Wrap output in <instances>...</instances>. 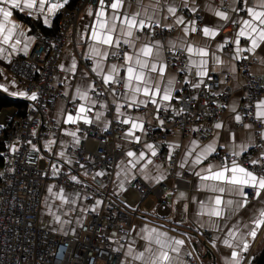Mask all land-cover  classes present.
I'll return each instance as SVG.
<instances>
[{
    "label": "crops",
    "instance_id": "1",
    "mask_svg": "<svg viewBox=\"0 0 264 264\" xmlns=\"http://www.w3.org/2000/svg\"><path fill=\"white\" fill-rule=\"evenodd\" d=\"M48 2L54 3L57 2V0H46V3ZM185 3L188 5L187 8L184 7ZM237 3H240L242 9L244 8V4L241 0H123L122 6L119 10L121 17H123L124 13L129 15L138 13L140 18H143L146 21L148 17H152L154 21H158L161 25H171V28H174L172 35L164 40H160L154 36L153 29L155 28V25L148 30L136 31L135 36L132 38L134 39L136 49H139L144 44H154L156 41H159L158 46L162 49L163 53L164 46H171L172 44L177 46L182 44H192L197 47L206 46L210 53L209 63L207 65L210 72L218 73L223 80L222 84L230 85L235 90V93L226 104V112L223 120L220 122L222 128H214L212 137L209 140L200 137L198 131H192V129L198 130V126L195 124L191 126V129L187 134H182L178 129H173L171 131L166 140L164 152L168 156L169 145H179V147H175L173 150V154H177L178 159L173 168L172 174H169L167 166H163L162 163L156 159L158 150L155 147L157 153L155 156L152 155V152L149 149L144 147L145 143L150 142L147 141L145 134L141 132V130L137 129L134 132V136H140L141 138L139 144H141L142 149L139 151L134 149V145L138 143L134 139L126 138V133L128 129L131 128V124L124 125L122 132L115 138V144L120 150H122L123 155L114 168L111 183L109 184V195L113 199L120 200L124 206L132 210L134 213L131 224V234L126 241V244L120 245L115 243L116 248L121 250L119 264H150L152 257L160 251V245L155 243L156 233L164 234L159 237L164 241H173L177 239L184 241V244L180 246L179 252H171L170 250L165 249L169 251V255L172 258L171 264H184V256L187 252L195 254L201 264H230L231 249L223 244V240L227 236L228 230L233 227V224L237 220H241L244 223H250L256 210L261 205H264V197H262L259 200H249V204L244 209H233V211L228 214L226 220L224 218L210 217L207 215L206 211L202 212L200 207L201 201L204 202L205 208H208L211 206L212 200L216 195H220L225 202L228 200L236 201L241 198L234 192H229L227 190L223 193L210 191L203 186L199 177L194 175V172H201L202 169H207L209 164L222 166L221 164L209 160L208 157L206 160L202 161L200 165L196 166L194 171L191 166V160L194 158V155L203 151L205 146L209 143L217 145V150L223 149L232 153V151L240 150L239 145L247 144L250 147L254 142L252 126L241 127L239 125L240 121L235 120V116L240 115L239 104L242 96V86L245 81L243 72L238 63V58L236 57L237 55L240 57L244 51L248 52L251 56H254L257 61L250 65V72L259 78L261 82H264V42L260 43V46L255 52H249L247 51L251 46L249 38L240 37L239 47L243 49V51L239 53L236 52V34L242 26V20L251 19L247 12L242 11L241 13H234L232 11ZM222 5L226 7V10L221 9ZM169 6L175 7L176 13L168 12ZM193 6L196 7V11L198 9L201 11L200 24L193 15L195 12L190 10ZM247 6L252 7L256 11H264V0H247ZM65 7H68V5L65 4L64 7L58 9L55 14H48L47 7H45L41 13L39 11V4L37 3L36 9L33 10L31 16L28 15L27 12L22 13L18 9L13 12L12 17L9 18L10 21L16 25L13 38L8 44L0 43V48L3 49V51L0 52V84H6L9 89L8 92H4L0 89L1 94L13 99H28L27 96L21 97L19 95L13 96L11 94L12 92L27 90L25 89L24 84L10 72V60L13 57L27 54L34 46L35 42L40 39L43 34H46V32H54L58 27L59 13ZM89 8H92L93 10L92 15L88 14ZM99 8L100 6H85L81 10L77 18L73 37H66L58 63L59 72L54 76V85L59 88L63 94L67 92L68 95L66 96V100H58L56 102L55 108L51 114L58 124V130L51 133L47 139L42 140L40 145L42 150L49 151L44 147L45 142L54 141L50 146L51 151L49 152L54 153L57 168L60 170H69L72 165V163H66L67 160L72 161V158L67 155L66 150L68 147L75 146H73V138L67 133L76 131V134L79 137V143L81 141L77 129L82 120L77 121L76 124L64 123L69 112L75 116L78 105L85 103L79 98L76 100L72 99L73 94L76 92L77 82L82 79L80 73H87V76L83 77V79L88 82H93V76H97L91 70L93 60L85 59L84 57L89 51V45L93 43L89 37L91 36L92 25L97 22L95 11ZM217 10L228 13L229 19L224 20L216 17L215 12ZM112 13L113 10L110 8L108 12H105V17L102 19H107L109 20V23H111ZM45 16L48 18L47 24L43 22ZM178 17L183 18V23L177 22ZM192 20L196 21L198 29L203 28L205 25L215 29L218 33L217 36L204 37L202 32H189L188 35H185L184 28L186 26L191 27L189 22ZM232 20H235L236 23H232L233 28L230 32L227 34H221L222 28L228 23H231ZM12 23L6 22V27H11ZM217 24L223 25V27L217 29ZM16 32H23L24 35L17 36ZM121 32L122 29L119 20H117L116 29L113 35H121ZM225 37H227L229 41V43L225 45L229 49L227 52L223 50L225 46L223 48L217 47L218 44L224 43ZM2 39L3 37L0 36V41H2ZM16 39H20L21 43L17 45V50L13 51L11 45L15 43ZM25 43L28 45L27 50L21 51L20 49H23ZM121 43H123L122 40ZM125 47L126 48L123 51H128L129 53L133 52V49L129 46L125 45ZM183 50L186 52L185 49ZM211 53H215V55L219 57L220 63H216L211 59ZM73 58H75L77 63V72L75 74L71 71L65 73L60 65L63 64L65 68H70ZM193 59H195L198 64L199 57L194 56ZM113 63L123 64L124 61L122 58L119 61L114 58H106L104 60V70L107 71L108 66ZM186 66L190 84H199L201 78L196 75V64H189V54L187 52ZM212 69H214V71H211ZM121 75H123V69H121ZM175 77V71L168 66L163 79H161L159 73L152 74L153 82L159 81L162 84L170 78L175 79ZM100 78L102 79V77ZM13 81L15 82V87L12 85ZM126 91L127 89H125V92ZM176 91L177 86L173 90V96ZM114 97L115 96L112 94H109L108 97V101L114 106L116 103L124 105L126 102L124 95L121 98L115 97V102ZM140 98L143 97L141 96ZM260 100H264V93L258 97L256 105ZM165 104L170 106L172 100L165 102ZM101 105L106 106V103L103 102L100 105L97 103L92 105L91 111L87 113L89 119L97 125H104L109 120L108 116L105 114L106 107H101ZM143 106L145 105H141L140 107ZM122 111H126V113L133 117H140L144 122V127L147 123L152 126L160 124V120L156 118L157 115L155 111L137 113L133 111V109L124 110L123 108ZM97 112L103 113V116L99 120L96 119ZM15 115V107L2 108L0 110V122H6ZM111 116L116 118L115 108ZM259 120L264 122V119ZM261 133H264V125ZM233 134L236 139H233ZM191 141H196V144L193 145ZM220 145H226V147H219ZM128 151L135 152L137 156L143 151L146 160L138 163L136 168H132L131 165L128 164V160L131 159L126 155ZM189 151H191L193 155L188 157V162L185 164V167L181 168L180 165L184 163V154ZM60 152H64L65 155L61 157L58 155ZM262 153H264V143ZM148 160H150L151 163H148ZM44 162H47V160L45 159ZM141 164H143V169H141ZM230 166L231 164L229 167ZM126 169L128 170L127 180H125ZM117 173H119V176ZM160 174L164 176L163 180H167L170 188V200L166 205L160 204L153 191L148 192L144 197L140 198L131 188V183L133 181L131 178L133 176L136 177L135 179L145 183L149 188H154L158 183L155 178ZM145 175L148 176V179L144 178ZM50 176H53V174L50 173ZM121 181H124L123 187H121ZM49 186H53L52 192H49ZM225 187L227 188L226 185ZM61 188L63 187H57L52 180H47L42 195L39 221L41 225L48 227L57 233L75 236L79 232V226L83 219L84 211H81V209L87 207L85 195H77L75 189L63 188L66 200L61 201L58 195ZM182 193L183 195H181ZM193 197H196V199L193 200ZM72 200L75 201V204L68 202ZM186 205L187 209L185 207ZM56 215L61 217V221L67 220L68 222L71 217L74 216V224H78V227L74 228L73 226L70 231H63L68 223L62 225L61 222L55 220ZM78 220L79 223L77 222ZM217 223L218 226H215ZM152 230H155V232H152ZM203 230L209 232V238H201L199 233ZM241 231H243V229H241ZM149 233H151L153 237L151 242L146 239V236ZM107 234L112 238L117 239V236L113 232L107 231ZM247 239L250 242V248L244 256V259L241 261V264H254L255 257L258 255L264 244V226L259 229L254 240H252L251 237H247ZM213 240H215V247L213 246ZM141 253L143 254L142 258L140 260L135 259L136 255Z\"/></svg>",
    "mask_w": 264,
    "mask_h": 264
},
{
    "label": "built area",
    "instance_id": "2",
    "mask_svg": "<svg viewBox=\"0 0 264 264\" xmlns=\"http://www.w3.org/2000/svg\"><path fill=\"white\" fill-rule=\"evenodd\" d=\"M110 4L111 0H105V12L110 10ZM85 6H100L99 0H77L71 9H62L57 29L43 34L27 54L13 57L9 63L10 72L24 84L29 95L35 91L38 98L36 101L25 100L27 107L24 114L0 122V138L4 144L0 164V264H119L121 250L116 248L115 243L126 244L131 234L133 211L109 195L114 168L123 155L115 144V138L122 132L124 124L111 116L115 106L108 101V97L112 94L121 98L125 93L123 82L114 85L116 92L112 93L110 88L103 85L100 77L93 76L92 81L97 90L105 94L97 96L91 90L89 94L97 100L98 105L106 103L105 114L109 120L104 125L93 122L85 124L83 121L78 125L81 141L66 150L72 158L69 170H60L57 176H50L53 164L57 167L56 158L53 152L42 150L40 145L42 140L58 130V124L51 114L56 102L66 100L67 97L54 85V76L59 72L58 63L66 37H73L77 18ZM221 9L226 10V7L222 5ZM193 15L200 24L201 11L198 9ZM232 28V23H228L222 28L221 34L229 33ZM173 32L174 28L153 29L154 36L160 40L171 36ZM125 48L121 43V49ZM163 49L167 66L176 73L177 89L182 90L176 91L167 109L163 106L159 109V120H164L165 126L147 123L144 128L145 138L158 150L156 159L167 166L169 174H172L178 156L173 154V159L169 161L164 152L171 131L178 129L182 134H187L195 124L199 136L209 140L214 124L223 120L226 104L235 90L230 85H223L220 75L215 72H210L211 79L205 77L204 83L200 81L198 88L192 87L190 83L185 86L184 78L188 75L185 67L186 52L169 45ZM223 50L229 51L226 46ZM172 53L179 58L173 61ZM256 61L246 51L238 59L245 78L239 104V125L252 126L254 142L235 159L248 170L263 175L264 167L261 165H264V159L260 158L264 143L261 137L264 122L255 116V105L258 97L264 93V82L250 72V65ZM178 68L184 70L178 71ZM133 111H155L157 115L151 103ZM33 144L39 151L33 149ZM13 145L16 147L15 152L10 150ZM134 149L141 150V144H135ZM226 156L230 165L233 159L231 152L223 149H218L209 160L223 165ZM45 159L47 162H44ZM251 159H260V163L254 166L249 163ZM81 165L84 167L81 168ZM99 172L105 175H97ZM69 175H75L80 183L72 182ZM48 179L57 187L75 189L80 196L85 195L88 210L83 212L79 232L75 236L57 233L40 224L42 195ZM131 188L140 198L150 191L155 192L161 205H166L170 200L167 180H161L154 188H149L135 179ZM245 191L254 197L253 189L246 188ZM97 200L102 203L96 205ZM93 206L96 207L95 212L92 211ZM107 231L113 232L117 239L109 236ZM199 235L203 239L209 238L207 230ZM189 253L184 256V264H201L195 254Z\"/></svg>",
    "mask_w": 264,
    "mask_h": 264
},
{
    "label": "snow or ice",
    "instance_id": "3",
    "mask_svg": "<svg viewBox=\"0 0 264 264\" xmlns=\"http://www.w3.org/2000/svg\"><path fill=\"white\" fill-rule=\"evenodd\" d=\"M244 4V8L242 9L240 3H237L235 7L232 9L234 13H240L242 11L247 12L248 16L251 19H243L242 26L240 27L239 32L236 34V52L239 53L243 51L239 47L240 37H248L250 40V47L247 49L249 52H255L256 49L260 46L261 42H264V11H256L252 7L247 6V0H241ZM37 3L39 4V11L42 13L43 9L47 7L48 14H55L56 11L65 4L68 3V0H57V2H48L46 0H0V36L3 37L0 43L8 44L9 41L13 38V33L16 30V25L10 21V17H12L13 12L15 10H20L22 13L27 12L28 15H32L34 9H36ZM123 0H111L110 7L113 10L111 23L109 20L102 19L105 17V0H99L100 8L95 11V15L97 17V22L92 25L91 36L89 39L93 41L92 44L89 45V51L85 54V59H92L93 66L92 72H94L97 77H102L103 85L106 88H110L112 93L116 92V88L114 85H119L123 82V87L127 89V91L123 94L125 98V104L121 105L120 103L115 104L116 118L120 120V122L124 125L131 124V128L128 129L126 133V138L134 139L137 143L140 142V136H134L135 130L139 129L141 132L146 134V129L144 128V122L140 117H133L130 114L126 113V111H122V108L125 109H136L141 105L147 106L149 103L155 106L157 110V119H159V109L163 106L165 109L169 107V105L165 104L170 100H173L175 97L173 96V90L176 88V81L174 78L168 79L163 84L159 81L153 82L152 74L159 73L161 79H163L166 74L167 63L164 59V53L162 49L158 46L159 41H156L154 44H144L139 49L135 48L134 39L136 31H144L151 28L153 25L158 28H171V25H161L158 21H154L152 17H148L147 21L143 18H140L138 13H133L131 15L124 13L123 17L120 16L119 10L122 6ZM184 7L187 8V3L184 4ZM192 12H196V7L193 6L190 9ZM168 12L176 13V8L169 6ZM89 15L93 14L92 8H89ZM215 16L224 20H228V13L224 11L217 10L215 12ZM119 20L122 32L121 35H113L116 29V21ZM7 23H12L11 27H6ZM45 24L48 23V18L45 16L44 21ZM178 23H183V18H177ZM231 23L235 24L236 21L232 20ZM191 27H185L184 32L185 35H188L189 32L197 33L202 32L204 37H215L217 36V31L213 28L205 25L203 28H197L196 21L192 20L189 22ZM87 27V26H86ZM223 25L217 24L216 28H221ZM17 36H23V32H16ZM121 40L124 45L129 46L133 49V52L129 53L128 51H123L121 49ZM21 43L20 39H16L15 43L11 45L13 51L17 50V45ZM229 41L227 37L224 39L223 44H218V48H223ZM173 49L179 47L181 49H185L189 54V64H196L197 72L196 75L201 78V83H204V78L208 77L211 79L210 70L207 67L209 63L210 53L206 46L197 47L192 44L187 45H171ZM27 43L24 44L23 49L21 51L27 50ZM3 49L0 48V52ZM173 61L177 60L179 57L172 53ZM199 57L198 64L193 57ZM106 58H114L119 61L121 58L124 63H113L108 66L107 71L104 70V60ZM236 58H240L238 55ZM211 59L220 63L219 57L215 55V53H211ZM246 59V57H245ZM61 69L67 73L71 71L73 74L77 72V63L75 58L72 59V64L70 68H65L63 64L60 65ZM187 67V66H185ZM121 69H123V75H121ZM183 68H178V71H183ZM211 71H214L212 69ZM82 79L77 82L76 92L73 94L72 99L76 100L79 98L81 101L85 103H81L76 108V115L73 116L71 112L68 113L66 119L64 120L65 124L71 123L76 124L77 121L82 120L85 124H90L92 121L89 119L87 113L91 111V106L97 103V100L93 97L89 96V90L94 92L97 96L104 95L103 91H98L95 82H88L83 79V77L87 76V73H80ZM190 83V79L188 76L184 78V85ZM12 85L15 87V82H12ZM194 88H198L200 85L196 83H192L191 85ZM0 89L4 92H8L9 89L6 84H0ZM182 90V89H177ZM13 96H27L28 99L32 101L37 100V93L32 91L30 95H28L27 91H17L11 93ZM65 96L68 95L67 92L64 93ZM143 98H140V97ZM115 102V97H114ZM101 107H106L105 105H101ZM223 107V105H220ZM234 110V109H233ZM183 111V109H181ZM103 116L102 112L96 113V119L99 120ZM256 117L258 119H264V100H260L256 105ZM123 118V119H121ZM236 121H240V115L235 116ZM160 125L165 126V121L160 120ZM107 127V125H105ZM245 127H250V125H245ZM214 128L221 129L222 124L217 122L214 124ZM78 130V129H77ZM193 132L198 131L197 129H192ZM73 138V146L79 144V137L76 134V131L68 132ZM35 135V132H34ZM262 139H264V133H261ZM233 139H236L233 134ZM54 141L45 142V149L51 151V144ZM193 145L196 144V141H191ZM33 149L39 151L36 148V145H32ZM144 147L149 149L152 152V155L155 156L157 153L153 144L145 143ZM175 147H179V145H169L168 159L171 161L173 159V150ZM219 147H226V145H220ZM249 146L247 144L239 145V151H232L231 156L233 159L231 160V166L228 165V158L225 157V162L222 166L209 164L207 169H202L201 172H194V175L199 177V180L203 184V186L210 191L223 193L226 190L229 192H234L241 199L233 201H223L220 195H216L212 200L211 206L205 208V204L203 201L200 202V207L202 212L206 211L207 215L210 217L224 218L225 220L228 218V214L235 210L244 209L249 204L250 198L259 200L264 197V175H256L255 171H250L248 168L241 166L236 162L235 157L239 156L241 153L245 152ZM15 152L16 147L13 145L10 149ZM217 152V145L209 143L205 146L204 150L196 153L194 158L191 160L192 170L194 171L195 167L200 165L202 161L206 160V158ZM2 155V154H0ZM61 157L65 155L64 152L58 153ZM127 157L131 158L128 160V164L131 165L132 168H136L137 164L141 161L146 160L145 153L141 151L139 156L136 155L133 151H128L126 153ZM193 155L191 151L186 152L184 154L183 160L184 163L180 165L181 168L185 167V164L188 162V157ZM264 159V153L261 154V158ZM260 159H251L249 163L252 165H257L260 163ZM151 163L150 160L147 161ZM66 163L71 164V160H67ZM264 167V165H261ZM84 166L81 165V168ZM141 169H143V164H141ZM60 172V169L53 164V176H57ZM207 173V174H204ZM99 176L105 175L103 172L97 173ZM119 176V173H117ZM135 176L131 179L134 181ZM145 179H148V176L145 175ZM69 179L72 182L80 183L75 175H69ZM128 179V170H125V180ZM157 182L164 179L162 174L158 175L156 178ZM213 182V183H206ZM124 181H121V187H123ZM227 186V188L225 187ZM52 187L49 186V192H52ZM245 188H251L254 190V197L250 196V193L245 191ZM59 199L61 201L66 200V195L64 193V189H60ZM78 195V193H77ZM183 195V193L181 194ZM193 200L196 197L192 198ZM71 204H75V201H68ZM96 205L102 203V201L97 200ZM187 209V205L185 206ZM88 209L84 208L81 211H87ZM96 207L93 206L92 211L95 212ZM55 220L61 222V224L68 223L67 220L61 221V217L59 215L55 216ZM79 223V220L77 221ZM218 226V223L215 225ZM264 226V205H261L256 213L252 216L250 223H244L241 220H237L231 229L228 230L227 236L223 240V244L228 246L231 249L230 253V264H241V261L244 259V256L247 254L250 248V242L247 237H251L252 240L258 234L259 229ZM243 229V231H241ZM155 232V230H152ZM162 233H156L155 243L160 245V251L155 254L150 264H171L172 258L169 255V251L171 252H179L180 246L184 244L183 240H173V241H164L159 237L163 236ZM146 239L151 242L153 237L151 233L146 236ZM213 246L215 247V240H213ZM168 249V250H165ZM131 251V249H130ZM142 253L136 255L135 259L140 260L142 258ZM190 255V253H189Z\"/></svg>",
    "mask_w": 264,
    "mask_h": 264
},
{
    "label": "trees",
    "instance_id": "4",
    "mask_svg": "<svg viewBox=\"0 0 264 264\" xmlns=\"http://www.w3.org/2000/svg\"><path fill=\"white\" fill-rule=\"evenodd\" d=\"M76 2H77V0H69L67 3V5H68L67 8L71 9L76 4ZM46 33H51V32H46ZM6 107H15L16 108V115H22L26 111L27 102L25 100H22V99H13L11 97L5 96V95L0 93V110L2 108H6ZM3 148H4L3 139L0 138V154L2 153ZM1 161H2V156L0 155V164H1ZM256 257H255V259H256Z\"/></svg>",
    "mask_w": 264,
    "mask_h": 264
},
{
    "label": "water",
    "instance_id": "5",
    "mask_svg": "<svg viewBox=\"0 0 264 264\" xmlns=\"http://www.w3.org/2000/svg\"><path fill=\"white\" fill-rule=\"evenodd\" d=\"M254 264H264V244L256 257Z\"/></svg>",
    "mask_w": 264,
    "mask_h": 264
},
{
    "label": "rangeland",
    "instance_id": "6",
    "mask_svg": "<svg viewBox=\"0 0 264 264\" xmlns=\"http://www.w3.org/2000/svg\"><path fill=\"white\" fill-rule=\"evenodd\" d=\"M74 216L71 217V219L69 220L68 224H66V227L64 228L63 231H70V229L74 226V228L78 227V224H74V220H73Z\"/></svg>",
    "mask_w": 264,
    "mask_h": 264
}]
</instances>
